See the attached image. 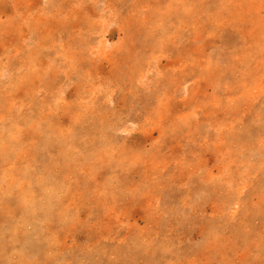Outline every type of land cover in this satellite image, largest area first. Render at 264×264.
I'll return each mask as SVG.
<instances>
[{
    "label": "rangeland",
    "instance_id": "374dc122",
    "mask_svg": "<svg viewBox=\"0 0 264 264\" xmlns=\"http://www.w3.org/2000/svg\"><path fill=\"white\" fill-rule=\"evenodd\" d=\"M0 264H264V0H0Z\"/></svg>",
    "mask_w": 264,
    "mask_h": 264
}]
</instances>
